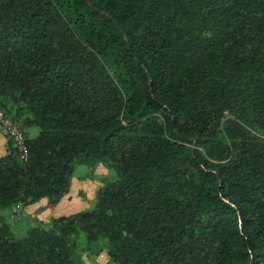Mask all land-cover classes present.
I'll use <instances>...</instances> for the list:
<instances>
[{"label": "trees", "instance_id": "obj_1", "mask_svg": "<svg viewBox=\"0 0 264 264\" xmlns=\"http://www.w3.org/2000/svg\"><path fill=\"white\" fill-rule=\"evenodd\" d=\"M0 108V264H264V0H0ZM83 163L94 206L16 237Z\"/></svg>", "mask_w": 264, "mask_h": 264}, {"label": "crops", "instance_id": "obj_2", "mask_svg": "<svg viewBox=\"0 0 264 264\" xmlns=\"http://www.w3.org/2000/svg\"><path fill=\"white\" fill-rule=\"evenodd\" d=\"M29 131L32 132V128ZM9 143V138L3 135L0 130V159L8 152ZM103 168L102 164H99L94 175L97 177L101 174L104 171ZM81 177L73 175L69 193L56 206L49 205L48 200L43 198L36 203L20 206L17 213L9 217L10 221L18 222L21 218H27L30 220L32 228L38 226L39 223H48L52 217L68 216L90 208L91 203L96 199L98 189L104 184L99 182V178Z\"/></svg>", "mask_w": 264, "mask_h": 264}, {"label": "rangeland", "instance_id": "obj_3", "mask_svg": "<svg viewBox=\"0 0 264 264\" xmlns=\"http://www.w3.org/2000/svg\"><path fill=\"white\" fill-rule=\"evenodd\" d=\"M38 131H39L38 127H34V128H32V132L28 131L29 132L28 136L34 137L38 134ZM103 167L104 168L102 170H104V171L101 172V174H99L96 177L94 175V171L97 168V166L93 168V167H90L89 165L84 164V163L78 164L76 169H75L74 175H76L80 178H82L81 176H83L85 178H91V179L99 178V180H100L99 182H101L102 184H105L107 180H110V181L114 180L117 176L116 171L115 170H109L104 165H103ZM94 203H95V201H93L91 203L90 208H92L94 206ZM90 208H88V209H90ZM17 209H20L19 205H17L14 210L17 211ZM12 211H13V209H6L3 211V213L6 216L10 217ZM10 222H11V228H12L15 236L19 237V238H22L25 235H27L28 230L31 228V222L27 218L26 219L21 218L18 222H13V221H10ZM80 236H81V246H85L88 242H87L85 236H83V235H80ZM101 241L104 242V239ZM98 244H94V243L91 244L90 245L91 250L98 248L100 246V244L99 245ZM81 261L83 264H116V263H113L109 260V256H108L106 250H102L100 252H91L89 250H84L81 254Z\"/></svg>", "mask_w": 264, "mask_h": 264}, {"label": "built area", "instance_id": "obj_4", "mask_svg": "<svg viewBox=\"0 0 264 264\" xmlns=\"http://www.w3.org/2000/svg\"><path fill=\"white\" fill-rule=\"evenodd\" d=\"M0 130L3 135L13 140L15 146L21 152V157L26 160L28 157V146L26 144L25 134L20 127V123L17 120L8 116L5 111L1 108Z\"/></svg>", "mask_w": 264, "mask_h": 264}]
</instances>
